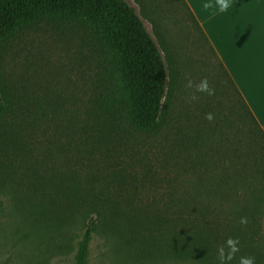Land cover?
Masks as SVG:
<instances>
[{
    "label": "rangeland",
    "instance_id": "rangeland-1",
    "mask_svg": "<svg viewBox=\"0 0 264 264\" xmlns=\"http://www.w3.org/2000/svg\"><path fill=\"white\" fill-rule=\"evenodd\" d=\"M126 1L169 71V106L152 133L105 138L103 150L84 143L80 127L97 66L80 29L40 25L0 47V93L10 101L0 120V264H78L89 220L70 206L84 189L123 205L169 207L173 219L177 196L193 195L202 178L221 191L219 200H197L214 211L212 256L197 245L196 256L178 258L168 237L156 244L149 233V244L129 253L99 230L87 264H217V247L229 237L239 240L231 264L248 256L264 264V129L181 0ZM205 78L211 96L195 92ZM189 79L193 88L186 87ZM259 112L264 119V108Z\"/></svg>",
    "mask_w": 264,
    "mask_h": 264
},
{
    "label": "trees",
    "instance_id": "trees-1",
    "mask_svg": "<svg viewBox=\"0 0 264 264\" xmlns=\"http://www.w3.org/2000/svg\"><path fill=\"white\" fill-rule=\"evenodd\" d=\"M40 25L78 28L83 32L85 46L94 50L97 73L80 127L84 143L94 142L95 148L103 150L101 141L105 138H118L129 131L152 133L161 126L170 101L168 67L142 18L126 0H0V47ZM211 50L244 100L212 47ZM244 105L261 128L245 100ZM9 106L8 97L0 93V120L9 112ZM198 183L193 195L177 196L180 203L173 208V219L167 217L169 207L149 210L131 203L123 205L105 192L82 190L76 204L70 206L89 220L78 264H87L93 236L99 230L108 241H119L127 247L129 253L149 244L145 240L149 233L156 244L160 235L168 237L178 258L187 259L204 250L212 256L218 234L209 226L208 218L214 211L206 202L200 204L197 200H219L221 191L209 186L206 178Z\"/></svg>",
    "mask_w": 264,
    "mask_h": 264
},
{
    "label": "crops",
    "instance_id": "crops-1",
    "mask_svg": "<svg viewBox=\"0 0 264 264\" xmlns=\"http://www.w3.org/2000/svg\"><path fill=\"white\" fill-rule=\"evenodd\" d=\"M184 1L264 129L259 112L264 108V0H234V8L228 15H219L213 8L205 7L214 0Z\"/></svg>",
    "mask_w": 264,
    "mask_h": 264
},
{
    "label": "clouds",
    "instance_id": "clouds-1",
    "mask_svg": "<svg viewBox=\"0 0 264 264\" xmlns=\"http://www.w3.org/2000/svg\"><path fill=\"white\" fill-rule=\"evenodd\" d=\"M205 7H211L219 15H228L234 8V0H214L213 3L206 4ZM187 88H193V82L189 79L186 85ZM195 92L207 94L209 96L214 94V89L209 85L207 79H203L199 84L195 85ZM195 101L198 97L193 93L190 97ZM209 121L213 119L209 113L205 117ZM247 218L241 217L240 224L246 225ZM239 240L232 237L227 238L224 243L217 247V264H231L235 254L239 251ZM239 264H256L255 257H241Z\"/></svg>",
    "mask_w": 264,
    "mask_h": 264
}]
</instances>
